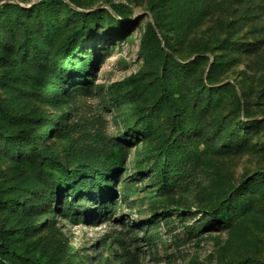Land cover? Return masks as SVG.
I'll return each instance as SVG.
<instances>
[{
  "label": "rangeland",
  "instance_id": "1",
  "mask_svg": "<svg viewBox=\"0 0 264 264\" xmlns=\"http://www.w3.org/2000/svg\"><path fill=\"white\" fill-rule=\"evenodd\" d=\"M0 106L4 264H264V0H0Z\"/></svg>",
  "mask_w": 264,
  "mask_h": 264
},
{
  "label": "trees",
  "instance_id": "2",
  "mask_svg": "<svg viewBox=\"0 0 264 264\" xmlns=\"http://www.w3.org/2000/svg\"><path fill=\"white\" fill-rule=\"evenodd\" d=\"M47 3V1H40L38 3V5L43 6ZM151 34L153 35V33L151 32ZM89 35V31H85L84 29L80 32V38L85 39L88 38ZM154 36V35H153ZM165 45V43H164ZM96 63V60H94L92 62V64L89 65V71H87L86 73H90L91 68L94 66V64ZM70 71L72 73H74L76 71V68L71 66ZM84 86L86 85V82L83 84ZM0 116L2 117H6V113L5 111L2 109V107L0 106ZM11 138H2L0 137V142H2V146L5 149H9L11 148L14 143H10ZM165 154L164 156V163L162 166H159V168L157 169V176L160 179V181L162 182V185L164 187L167 186V182L165 179V168L169 166V164L171 162H176L178 165H180V160L179 158H175L176 156L174 155L175 151L173 147H168L165 150ZM52 165V171H50V177L52 180H54L55 182L59 183L64 189L66 188H70L69 191H72V186L70 185L71 182V175H76V176H82V175H86L87 173L82 171V170H71V172H69L68 167L66 164H60L59 162L54 161ZM59 174V176H58ZM95 183L97 186V193H95V191L92 190H88L86 191H82L79 190L73 194H71V198L70 201L68 199H63V197H65V195H63V192H60L58 189H53L52 191V196L50 198V202L53 204L52 206L54 207L55 213H60L61 217H64L66 220L70 221V222H78L80 221V213L82 210H87L88 205L85 202L88 201L90 203V201H93L91 203V205H93V207H95V209L98 212H103V213H107L110 214L111 213V209H112V205H113V199H112V195L107 194L105 191L100 189V185L101 182L98 181L97 179H92V183ZM106 193V194H105ZM105 195V199L101 198L99 202H97L96 197L97 196H104ZM109 201V202H108ZM230 209V204L226 201H220V202H216L210 209V215L212 214L213 216H215L219 221L224 220L227 221L230 219L231 215H232V211L229 210ZM0 242H1V238H0ZM251 260L245 259L243 261L240 262H225L223 264H244V263H248ZM0 264H4L1 260H0ZM8 264H13L12 262L8 263Z\"/></svg>",
  "mask_w": 264,
  "mask_h": 264
}]
</instances>
